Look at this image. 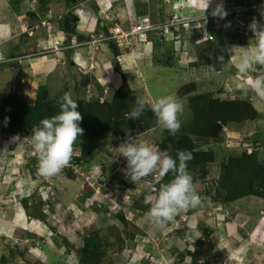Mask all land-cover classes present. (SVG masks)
I'll return each instance as SVG.
<instances>
[{
  "label": "rangeland",
  "instance_id": "1",
  "mask_svg": "<svg viewBox=\"0 0 264 264\" xmlns=\"http://www.w3.org/2000/svg\"><path fill=\"white\" fill-rule=\"evenodd\" d=\"M84 1L85 4H90V0H80V2ZM133 1L138 11L141 10L143 13H148L153 16V20L157 18L154 21H164L171 18L172 13L168 8L161 14L158 12L157 1L160 0ZM243 1L231 2L225 9L237 6ZM77 5L73 8L74 12L77 9L76 7H78ZM64 8L65 4L60 0H1L0 20L6 19L13 25L16 24L14 32L17 37L13 42H19L21 32L27 33L26 31L31 29L28 26H34L32 31L35 33L47 36V28L43 22H53L58 26V22L63 19L66 13ZM115 8H118L116 3L113 7L114 11ZM181 8L185 7H175L173 14H178L180 17L190 16L186 15V12H182ZM197 12L192 14V16L203 15L201 10ZM45 13L48 15H44ZM100 14L106 21H111L109 15L102 12ZM241 16L247 17L246 13H242ZM20 20H23L25 25L21 24ZM36 22L42 28H36L34 25ZM112 22L114 24L112 23L110 28L115 24L123 27L119 22ZM249 23L250 20H248ZM43 28L44 32H42ZM213 34L214 40L212 41L216 43L215 33L213 32ZM252 35L246 29L238 28L223 35L222 41L226 43L227 48L224 53L227 60L229 59L228 62H235L240 52H238L239 48H234L233 53L230 51L233 46L240 44L237 40H245L247 38L246 43L242 42V47L251 46L254 42L251 39ZM74 39L75 37H72V40ZM72 40L69 36L61 38L62 42L71 41L70 43H72ZM109 41L114 40L110 39ZM83 43L88 46H95L89 41ZM219 45L217 44L218 47ZM25 49L30 52L27 48ZM194 52H196V48ZM8 53H12V51L5 52V54ZM183 53L187 55L188 48H185ZM22 58L23 56H21ZM205 60L211 61L207 58ZM228 62L223 64V67L214 65L207 69L203 65L209 63L198 62L200 68L193 69L188 68L187 65L188 69L182 68L185 70L180 72L181 75L175 73L173 69H163L166 75L170 74V78H162L159 79L160 81L148 80L151 91L154 94H160L164 92L163 87L176 88L180 85L182 76V84L178 90L177 88L175 89V95L185 100L186 109L179 116L181 127L176 134H180L183 127L188 126L192 120V114L186 99L187 95L182 91L185 93L190 91L192 94L209 93L213 97L220 99L239 98L246 100L254 106L259 115L252 120H246V123L230 125V128L234 132L242 133L244 138L254 134L253 132L256 130L264 128V100L255 98L251 92L245 97L242 92V87L247 80L250 77H256L264 73V68L257 66L254 72L242 75L237 71L235 63L229 65ZM99 64L100 62H91L87 72L83 69L86 73L83 70H79L78 68L80 67H74L72 70H68V68L61 69L58 73L59 78L57 77V80L54 81L56 84H44L41 81L38 84V75H30L20 80V74L16 71L17 69L5 67L0 70V97H5L9 93L15 92L20 103L32 105L37 93L46 86L47 99L55 105L61 101V97L66 92L71 94L73 100L103 104L106 101H110L119 89L124 91V87L122 88L121 84L115 90L114 85H112L113 80L112 78L109 79L108 74L105 76L100 73L92 74L91 70H93V73L94 71L99 72L97 68ZM236 74H239V77ZM111 76H114L113 73ZM113 90L115 91L113 92ZM138 92L140 96L142 90L139 89ZM189 114L191 115L189 116ZM140 129L137 128L133 131L131 136L135 137L137 141L152 147H154L153 143H158L166 137L164 134L165 130L162 131L156 125L143 131ZM32 131H10L6 134H0V264H52L53 260L56 261L55 264H74L79 261V259L75 258L78 257L76 248L82 246L84 236L91 231H97L105 249V255L102 257L100 264H110L109 259H111V264H131L132 260L129 259L131 255L135 254L133 246L136 235H140L137 234L140 230L139 226L141 228L145 227L150 233L157 228L162 237L168 231L167 228L160 229L154 226L147 219V212L133 207L142 192H149L150 184L148 180L155 182L159 176L154 174L146 178V180L135 184L125 176L122 169L126 167L127 162L124 157L119 156L118 145L123 142L122 137L117 135L118 133H108L104 137L97 139L94 143L95 148L92 149L93 155L87 160V163L76 161L75 158L80 155V145L76 141L70 164L60 174L44 178L37 174L38 159L30 144ZM233 134L236 136L235 133ZM12 137H18L19 139L16 142H12ZM191 138L197 150H204L206 146L211 145L215 148L216 145V149L222 151L224 148L227 151L226 153L232 151V149H227L226 145L230 143H226L225 140L216 143V141L195 136ZM260 141L264 142V136L260 138ZM5 146H7L6 149ZM251 148L252 145L251 147L249 145L243 148L240 147V150L242 149L243 152L245 149L250 152ZM240 150L233 151V153L239 154ZM262 152V150L256 152V155L261 157L259 161L263 160ZM226 153L225 156L227 155ZM217 165L218 163L216 162L212 165L208 164L203 177L198 175L199 171L196 168L192 167V170L188 172L201 197V203L198 207L196 206L197 208L190 207L186 209L187 212L196 210V218L193 221H196V227L200 234L198 239L195 238V240H203V244L200 246L195 242L194 247H192L193 250H203V254L195 257L196 260L194 259L193 262L197 264H204L206 263L205 261L208 264H264V232L260 233V238L249 237L248 241L239 243L231 241L230 236H227V238L223 235L221 236L217 227H221V221L215 226H212L213 224L210 222L214 212H218L216 207L220 206L223 208L222 204H217L213 200V188L217 186ZM151 194L148 196H153ZM244 197L258 201L254 204L249 203V206H252L251 209L257 214V217L259 215L263 216L261 220H264V196L251 194ZM24 199H26V207L21 204ZM238 209H242V206L231 205L228 211L233 214L234 210ZM229 212H227L226 216L229 215ZM21 214H23L24 219L26 218V224L21 221ZM38 216H41V220H37ZM180 217L184 218L183 214ZM176 219L178 220L177 215L174 221L169 223L170 229L176 228V223L181 226V231L188 229L184 224H181L180 220L177 221ZM250 219L254 218L251 217ZM216 221H218L217 217H215V224ZM237 221L241 223L237 225L238 229H240L239 239H241L240 235L243 237L244 234L251 236V227L247 225L248 221L240 216ZM43 222L47 223L44 227ZM187 222H189L188 219ZM17 224L23 226V229L16 227ZM205 231L207 236L203 234ZM128 235H132V239H129ZM232 239L235 238L232 237ZM208 244H211V249L205 251L204 248L209 246ZM123 246V255L118 256V260H115L116 252L122 249ZM30 251L37 254L38 260L29 253Z\"/></svg>",
  "mask_w": 264,
  "mask_h": 264
},
{
  "label": "crops",
  "instance_id": "2",
  "mask_svg": "<svg viewBox=\"0 0 264 264\" xmlns=\"http://www.w3.org/2000/svg\"><path fill=\"white\" fill-rule=\"evenodd\" d=\"M239 1L240 0H223L224 7H226L231 2ZM176 2L177 0L173 2L171 0H169V2H167V0L157 1L159 7L158 12H160L161 14L168 8V10L173 13L175 7L182 6L185 8H181V11L186 12V15L192 16V14L198 13L197 11H200L202 7V5L197 4V0H179V2ZM115 3L118 4V8H115L114 11L113 7ZM215 3L216 0H213V6L215 5ZM94 5L98 8V10L94 8ZM77 6L78 7H76V11L74 12L78 16V21L75 28L76 33L73 35L75 39L72 40V36V43H70L71 41H64V46L62 45L59 50H52L51 48H48V46H51V44L50 41L47 40V36H42L41 34L32 31V28L34 26H28V28L31 29L27 30V33H25L24 31L21 32L19 42H13L17 37V34H15L14 32V30L16 29V24L13 25L6 19L0 20V54H3L7 60V62L0 63V70H3V68L5 67H12L14 69H17L16 71H18V73L20 74V80H22L23 77L26 78L30 75H38V84L41 82L44 84H56L54 81L57 80V77L59 78L58 73L61 69L68 68V70H72L74 67H80L78 68L79 70L85 69L87 72L91 62H100L99 66L97 67L99 72L94 71L93 73V70H91L90 72H92V74L100 73L102 76L108 74L109 79L112 78L113 80L112 85H114V89L121 86L123 81L122 78L124 77L128 88L136 98H143L146 101H151L160 96L172 95L178 100L180 99V101L184 105L185 111V100L181 97L178 98V95H175V89L177 88L178 90L182 84V76L180 85H178L176 88H170L169 86L163 87L164 92L160 94H154L151 91L148 80L151 79L160 81L159 79L162 78H170V74L166 75L163 69H173L175 73L181 75L180 72H184L185 69L200 68V66L198 65V62H200L198 53L201 54V52H203L205 54V51L202 47L203 44H190L188 46V54L184 56L175 54L173 52L172 42L167 41V39L160 40L154 38V40H152V43L139 44L134 48L119 46L114 41H112V43H114L111 47L109 45V40H103L99 42L97 46H88L83 42L89 41L92 37L105 35V33L108 32L107 30L110 29L111 24L113 23L112 21L121 23V25L123 26L122 28H126L131 22L136 21L137 16H139L137 13L138 10L133 0H90L89 5L85 4L84 1L79 2ZM64 11H66V8H64ZM100 12L109 15L111 17V21H106V19H103ZM145 14L149 16V20L151 22L157 20V18H154L153 20V16H150L148 13ZM44 15L48 14L45 13ZM20 22L21 24L25 25L23 23V20H20ZM34 25L36 28H42L39 27L37 22ZM44 31L45 30L43 28L42 32ZM78 36L81 37L79 38ZM220 38L218 39L217 44H220L219 48H225L223 49L225 51L227 49L226 43L222 41L223 36ZM114 44L116 45L114 46ZM237 46L243 45L240 44ZM44 47L46 49H44ZM25 48H27L30 52L26 51ZM195 48L196 52H194ZM6 51H12V53L14 54H5ZM239 51L240 49H238V52ZM21 56H23L22 59ZM205 59L206 58H203V62H205ZM231 63L235 62H228L229 65H231ZM115 65H118V71L115 70ZM203 66L205 67V69L211 66L213 67V65ZM182 68L185 69L183 70ZM112 73L114 75L113 77L111 76ZM139 89L142 90L140 96L138 95ZM115 90H113V92ZM108 96L110 97L109 94ZM190 115L191 114H189V116ZM243 123H246V121L240 123H225L224 125H222V134L220 137H222V139L225 140L226 143H230L226 145L227 149H232V151H230L229 153H226L227 151H225L224 148L222 149V151L220 149H216V145L215 148L212 145L206 146V148H204V151L212 150L215 154L214 160L208 162L206 164V167L208 166V164L212 165L215 162L218 163V165L216 166V170H218L216 181L218 178L220 162L228 155L234 154L233 151L235 152L236 150H240V147L243 148L244 146L249 145L250 147L251 145L253 147L254 143H252V141L254 142V138L256 137V135L257 138H259L260 136L259 133L257 134V132L264 131V128H261L253 132L254 134L250 135L249 137L244 138V135H242V133L234 132L230 128V125ZM250 123H248V125H250ZM233 133H235L236 136ZM216 143L219 142L216 141ZM261 150L264 152V147ZM240 151L242 152V149ZM263 152L261 153V156L263 155L264 158ZM225 153L227 154L226 156ZM258 158L260 160L261 157L258 156ZM214 188L213 194L215 191ZM213 200L216 201L217 204L220 203L223 205V208L217 206L216 210L218 212H214V216L212 219L209 218L211 219L210 222L213 224L212 226L219 224V221H221V227L217 226L219 229L218 232L221 234V236L223 235L226 238L227 236H230L229 238H231V241H236L239 243L246 242L250 238H260V233L264 232V220H261L263 216L259 215L257 217V214L253 211V209H251L252 206H249V203L254 204L258 202L257 200L248 199V197L239 198L229 202H223L214 198ZM231 205L242 206V209L234 210L233 214H231L228 211ZM227 212H229L228 216H226ZM182 214L184 218L180 217ZM195 214L196 210H190L189 212H187L186 210H182L177 214V217L178 220L181 221V224H184V226H186L188 229H186L185 231H181V226L179 225V223H176V228L173 227V229H170L169 224L167 226L168 231L165 232L163 237L161 234H159L157 228L152 233H150L145 229V227L141 228L140 226H137L140 229L137 234L140 235H136V238L134 239L135 243L133 246V251L135 250V254L130 256L129 260H132L131 264H197L196 262L192 261L191 254L189 253L195 251L192 247H194L195 242H197L195 238L198 239L200 234L199 230L196 227V221H193L196 218ZM21 215V221L26 224V218L24 219L23 214ZM239 216L248 221L247 225L251 227V236L248 234H244V237L240 235L241 239H239L240 229H238L237 227V225L241 224L240 221H237ZM215 217H217L218 219V221H216V224ZM251 217H253L254 219H250ZM187 219L189 220V222H187ZM37 220H39V218H37ZM42 224L44 227L47 223L43 222ZM16 227L23 229V226H20L19 224H17ZM232 237H234L235 239H232ZM124 246L122 247V249L116 252L117 255L115 256V260H118V256L123 255ZM29 253H31L33 257L37 259L36 253L32 251H30ZM75 258L77 259V257ZM109 261L111 264V259H109ZM55 262L56 261L53 260L52 264H55ZM74 264H78V262H75Z\"/></svg>",
  "mask_w": 264,
  "mask_h": 264
},
{
  "label": "trees",
  "instance_id": "3",
  "mask_svg": "<svg viewBox=\"0 0 264 264\" xmlns=\"http://www.w3.org/2000/svg\"><path fill=\"white\" fill-rule=\"evenodd\" d=\"M60 1L64 2L66 13L63 19L58 22V27L62 31L74 35L76 33L75 28L78 16L74 13L73 8L80 0ZM94 8L97 9L95 5ZM139 11L138 15H146L143 11ZM207 27L209 31L215 33L216 43L215 41H208L202 45L206 55L203 52L201 54L198 53L200 62H203V58H207L211 61L205 60L206 62L204 63H209L206 65L223 66L222 64L228 61L224 53L226 50H223L225 48H219L217 41L227 33H224L221 28L214 27L211 20H208ZM78 37L80 38L81 36ZM237 41L243 45L242 42L246 43L247 38L245 40L238 39ZM113 43L109 41L111 47ZM115 70H119L118 65H115ZM122 79L121 87H124V91L119 89L110 101L99 105L95 102L74 100L79 105L77 110L83 117L82 121H80V127L84 130L83 134L77 139L80 145V155L75 158L76 161L87 163V160L93 155L92 149L95 148L94 143L97 139L104 137L108 133H118L117 135L121 136L122 142H124L126 136L131 135L137 128H141L140 130L143 131L157 124L155 115L147 108L137 120H128L126 118L127 113L135 106L137 98L126 86L124 77ZM45 87L37 93L32 105L20 103L18 95L15 92H11L5 97H0V134H6L10 131L27 132L33 130V128L40 126L42 119L50 118L59 112L61 101L56 105L49 101L46 96ZM182 92L187 95L186 99L192 114L190 126H184L181 133L175 135H171L165 130L164 134L166 137L152 145L161 152L167 151L174 159L178 150L191 152L193 159L187 162V171L192 170V167L196 168L199 171L198 175L203 177L206 172V164L214 160L215 154L212 150L195 149L191 137L216 140L217 142L222 141L223 139L220 137L222 125L252 120L259 114L254 106L246 100L239 98L220 99L213 97L209 93L192 94L190 91L187 93ZM258 133L260 136L257 138L256 135L254 142L252 141L254 146L250 152L244 149L240 154H230L220 162L216 181L217 186L213 194L214 199L229 202L251 194L264 196V158L262 161H259L256 155V152L264 147V142L260 141V138L264 136V131ZM171 179L172 173H169L162 179L158 177L154 183L156 190L160 187V184L167 183ZM149 194L151 192H142L133 207L140 211L148 212L150 207L148 201ZM151 195H156V192ZM25 201L22 202L23 207H26ZM31 215L35 216L34 214ZM38 218L41 219V216H38ZM203 234L207 236L206 231ZM128 238L132 239V235H128ZM202 241H197V245L203 244ZM208 245L204 248L205 251L211 249V244ZM202 251L195 250L194 252H189L192 261H194L195 257L203 254ZM104 252L105 249L97 231H91L84 236L82 246L77 249L78 264H100L102 257L105 255ZM205 262L204 264H208L207 261Z\"/></svg>",
  "mask_w": 264,
  "mask_h": 264
},
{
  "label": "clouds",
  "instance_id": "4",
  "mask_svg": "<svg viewBox=\"0 0 264 264\" xmlns=\"http://www.w3.org/2000/svg\"><path fill=\"white\" fill-rule=\"evenodd\" d=\"M197 4L202 5L201 11L203 12L202 19L204 22L207 20L205 13L209 12V9H211L210 15L218 19H225L228 15L223 0H216L214 6L213 0H197ZM258 11L260 20L253 17L247 27L243 28L253 34L251 38L254 41L253 44L246 47L233 46L230 49L231 53H233L234 48L240 49L235 60V67L242 75L254 72L257 66L264 68V4L260 6ZM225 27H231V22H227ZM233 29L236 28L223 30V32L229 33ZM57 30L59 31L57 36L60 32H64L58 26ZM64 33L66 37L67 35L69 37L73 36ZM47 40L51 44L48 48L52 49V41L49 39L48 32ZM167 41L172 42L175 54L184 56L183 51L190 44L199 45L212 40L199 43L190 40L182 47L181 44H176L171 39H167ZM150 43H152V39ZM44 49L46 48L44 47ZM220 59L223 58L220 57ZM3 62H7L6 57L0 54V63ZM242 92L245 97L251 92L255 98L264 100V73L256 77H250L242 87ZM78 107V103L72 99L71 94L66 92L61 97L59 112L50 118L42 119L40 126L33 128L30 144L38 159L37 174L39 176L44 178L54 177L70 164L74 145L84 131L80 127V121L83 117L77 110ZM146 108L150 109L155 115L156 126L162 131L167 130L171 135H175L179 131L181 127L179 116L183 114L184 105L177 98L172 95L160 96L151 101L137 98L135 106L127 113L126 118L137 120ZM18 139V137L11 138L12 142H16ZM6 148L7 146H5ZM118 150L119 156L124 157L127 162L122 172L133 184L142 182L154 174L162 179L172 173V179L167 183L160 184L157 190L154 185L155 182L148 180L150 184L149 192H156V195L148 197L150 207L147 212V219L154 226L166 229L180 211L196 207L201 203V197L195 188L191 175L187 171V162L193 159L191 152L178 150L174 159L167 151L161 152L146 143H141L130 134L126 136L122 144L118 145ZM152 186L155 187V190L151 189Z\"/></svg>",
  "mask_w": 264,
  "mask_h": 264
},
{
  "label": "built area",
  "instance_id": "5",
  "mask_svg": "<svg viewBox=\"0 0 264 264\" xmlns=\"http://www.w3.org/2000/svg\"><path fill=\"white\" fill-rule=\"evenodd\" d=\"M262 4H264V0H244L237 6L226 9L228 15L225 19L215 18L210 15V12H206V22L203 21V15L200 14L186 17L172 14L171 18L167 20L153 22L149 20L148 16H137L136 21L131 22L126 28L115 24L109 29L108 34L97 38L92 37L89 42L97 46L99 42L111 39L120 46L131 48L139 44H148L151 39L157 38L160 40L171 39L174 43L181 44L182 47L190 40H193L194 43L213 40V32L209 31L207 27L208 20L213 22L214 27L222 30L246 28L248 20L251 21L253 17L260 19L258 9ZM242 13H246L247 17L241 16ZM227 22H231V27H225ZM43 24L47 27L49 39L52 41V49L59 50L63 43L61 38L65 36V33L60 32L57 36L59 31L55 24L49 21H45ZM151 189L155 190V187L152 186Z\"/></svg>",
  "mask_w": 264,
  "mask_h": 264
}]
</instances>
